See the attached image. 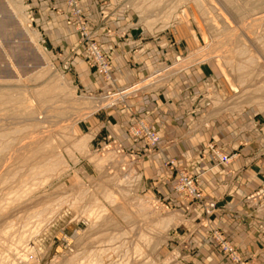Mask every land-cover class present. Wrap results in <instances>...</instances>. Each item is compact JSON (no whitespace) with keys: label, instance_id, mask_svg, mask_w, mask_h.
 <instances>
[{"label":"rangeland","instance_id":"obj_1","mask_svg":"<svg viewBox=\"0 0 264 264\" xmlns=\"http://www.w3.org/2000/svg\"><path fill=\"white\" fill-rule=\"evenodd\" d=\"M63 1L62 20L78 35L70 51L42 33L32 0H0V264H169L175 256L162 248L180 213L158 188L148 193L144 161L132 166L100 144L97 125L106 110L199 66L213 75L211 108L264 125V0H117L147 31L180 36L186 51L97 109L108 93L87 91L72 64L78 28L95 41L96 31L82 0V19Z\"/></svg>","mask_w":264,"mask_h":264},{"label":"crops","instance_id":"obj_2","mask_svg":"<svg viewBox=\"0 0 264 264\" xmlns=\"http://www.w3.org/2000/svg\"><path fill=\"white\" fill-rule=\"evenodd\" d=\"M82 2L96 41L113 68V81L107 82L92 67L84 48L77 46L72 64L87 91L104 94L140 85L158 67L185 55L180 36L172 41L170 31H147L134 13L116 7L117 0ZM32 4L49 42L73 50L78 35L63 21L64 1L32 0ZM52 10H59L61 16L54 18ZM212 79L208 67H192L162 87L138 92L104 112L97 125L101 133L97 140L105 144L104 137L110 135L127 151L145 154L143 176L153 181L147 184L148 193L158 188L164 202L180 213L181 221L162 248L163 257L175 256L169 264H233L211 239L212 229L226 233L244 264H264V215L258 209L263 200L250 198L264 187V125L247 113L236 117L211 108L204 97ZM138 120L158 129V148L128 136V129ZM210 145L231 157L230 163L219 164ZM169 160L176 161V171L166 165ZM181 171L199 176L202 193L217 203L215 214L206 216L202 205L176 191Z\"/></svg>","mask_w":264,"mask_h":264},{"label":"built area","instance_id":"obj_3","mask_svg":"<svg viewBox=\"0 0 264 264\" xmlns=\"http://www.w3.org/2000/svg\"><path fill=\"white\" fill-rule=\"evenodd\" d=\"M68 1L73 9L74 16L82 19L83 12L81 10L79 1ZM88 29L89 28L85 26H80L78 28V30L81 31L82 34L81 44L84 47L93 68H95L96 71L101 76H103V78L107 82H111L113 81L112 65L109 59L106 57L105 53L103 52L102 47L94 40L92 36H90L91 34ZM122 89L123 88H120L114 93L119 94L121 93ZM110 94L111 93H108V95ZM127 134L131 138L144 140L152 149H156L159 147L160 138L157 128L153 125L148 124L144 120H138L134 125H132L128 129ZM106 142H108L109 145H114L115 148H117L120 157L124 159L128 158V160H130V165L132 166L138 165L139 162L143 160L146 156L145 154H140L134 151H127L121 144H119L116 140L111 139L110 137L106 139ZM209 148L214 152V155L216 156L219 164H227L230 163V161L232 160L231 157L224 155L213 145H210ZM167 164L172 168L176 167L175 160H169L167 161ZM199 183L200 178L198 175L190 174L186 171H181L179 172V182L176 186V191L184 194L191 203L202 205L205 210L206 216H211L215 214L218 210L217 203L215 201L207 199L204 196L199 187ZM251 199L263 200L258 206V209L260 213L264 215V189L261 193H257ZM211 239L216 243L221 253L233 264H244L240 252L235 246L230 243L224 231L220 229H212Z\"/></svg>","mask_w":264,"mask_h":264},{"label":"bare ground","instance_id":"obj_4","mask_svg":"<svg viewBox=\"0 0 264 264\" xmlns=\"http://www.w3.org/2000/svg\"><path fill=\"white\" fill-rule=\"evenodd\" d=\"M163 74H164V73H163L161 70H157L155 76H156V77H157V76H162ZM135 86H137V85H135ZM135 86H133V87H129V88H125V90H122L121 93H119V94H117V95H110V96H111L110 98H112L113 96H114L115 98H118L116 103H118V102H120V101H123V100L126 99L130 94H132V93H136V92H137V91H132V90H134ZM108 96H109V95H106V96H105V97H107V98H105L106 100H103L101 103L98 104V106L96 105L94 108L97 109V108L107 107V106H110V105H113V104L115 105L116 103L107 100V99H109Z\"/></svg>","mask_w":264,"mask_h":264}]
</instances>
